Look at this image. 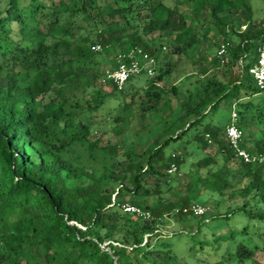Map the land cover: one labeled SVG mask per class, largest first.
Listing matches in <instances>:
<instances>
[{
    "label": "trees",
    "instance_id": "16d2710c",
    "mask_svg": "<svg viewBox=\"0 0 264 264\" xmlns=\"http://www.w3.org/2000/svg\"><path fill=\"white\" fill-rule=\"evenodd\" d=\"M251 1L6 0L0 9V264H176L181 256L170 240L182 235L189 247L219 250L213 264L253 262L255 251L264 249L259 239L264 237V160L235 157L225 138L232 110L225 125L204 121L222 101L235 100L231 106L242 131L240 146L264 156V88L247 73L264 43V18H254ZM181 3L190 4L189 21ZM106 17L110 21L103 26ZM78 19L92 22L79 38L73 31ZM211 25L222 36L220 43H228L223 63L216 53L212 58L221 72L208 77L203 68V78L188 77L186 86H160L176 63L163 60L167 46L147 34L171 36L166 42L171 52L188 56L201 38L207 39ZM96 43L100 51L91 48ZM129 47L155 58L154 73H143L144 83L130 89L125 84L118 89L108 79L113 89L104 91L98 80L106 74L97 54ZM169 93H181L169 118L147 132L127 134L125 125L135 107L141 117L165 112L172 107ZM112 96L118 100L111 112L114 121L125 124L121 152L118 144H103L95 133L102 123L96 113ZM92 113L91 123L83 121L82 115ZM251 122L258 134L245 135L244 126ZM150 135L152 141L138 152L136 143H145ZM184 137L206 155L193 163L187 194L165 201L161 194L170 181L168 170L171 164L179 169L186 159L174 152L166 155L165 149ZM231 161L237 162V171L231 170ZM231 174L240 180L233 184L227 178ZM203 191L218 197V206L226 199L236 201L230 211L202 223L228 220L238 211L249 220L194 241L182 230L163 239L158 230L163 216L173 212L178 223L186 222L195 215L184 208ZM152 195L157 199L150 206L145 199ZM123 202L150 211V219L123 212ZM104 242L109 250L101 247ZM219 242L225 244L222 251ZM232 244L235 248L229 250ZM158 253L173 262L159 260Z\"/></svg>",
    "mask_w": 264,
    "mask_h": 264
},
{
    "label": "rangeland",
    "instance_id": "374dc122",
    "mask_svg": "<svg viewBox=\"0 0 264 264\" xmlns=\"http://www.w3.org/2000/svg\"><path fill=\"white\" fill-rule=\"evenodd\" d=\"M175 0H165L167 4H173ZM183 1V0H182ZM6 0H0V9L3 7ZM252 8L255 11L254 18L261 19L264 18V0H252L251 1ZM180 7L182 8L183 14H185L189 21L190 19V4L181 3ZM117 19V17L115 18ZM119 25L128 28L126 23L123 19H118ZM110 21V18L106 17V21L103 26H106V23ZM210 22V21H209ZM208 22V23H209ZM211 23V22H210ZM88 24H92L91 21L84 22L81 19H78L75 22V27L73 29L74 34L77 38H79V34L85 32L84 27ZM212 30L207 34V39L201 38L199 42L196 44V47L189 50V55L187 56L184 53H172L170 46L166 43L171 39V36L161 35L160 31H154L152 33L147 34V38L152 39L158 45L159 43L166 45L165 51L168 50V53L165 54L163 60L169 61L171 63H176V66L172 67V70L169 74L162 80L159 81L158 84L163 86L164 88H168L173 84L186 86L188 83V77L190 80H194V78H203V74L201 73L203 68H206L207 71L205 76H212L214 74H218L220 71L219 67L213 66L212 58L217 52V46L219 45L220 41L222 40V36L219 34L217 27L212 26ZM242 26L241 28H244ZM125 31L124 33H126ZM118 35V33H116ZM120 51H115L114 49H110L108 53L99 52L97 54V58L100 61V68L104 74H106V79H99L98 82L101 84L102 89L106 92H109L113 89V86L108 82V74L112 73L115 69V65H117V54ZM204 56V57H203ZM194 61V62H193ZM236 71V67L234 68ZM229 75H227L228 77ZM226 77V78H227ZM145 74L140 73L134 75L129 81H127L124 85L126 89L139 87L145 81ZM105 81V82H104ZM168 96L171 99L172 107L165 112L157 111L153 113H148L145 117H141L140 110L135 107V112L131 119H129L126 125L120 121L115 122L113 115L115 113H111L114 111L113 107L117 104L118 100L115 96L110 97L103 109L99 110L96 113V118L101 119L102 123H100L97 127H95L97 134L101 135V141L103 144L110 143V144H118V149L121 152L122 146L120 144V138L125 136L124 133L122 134L123 127L127 126V134H134L137 131H144L147 132L148 129L154 128L162 124V122L170 117L171 110L176 111L178 100L181 96V93L178 95H174L169 93ZM233 103H232V102ZM224 100L222 101L218 107H216L209 115L204 118V121H210L212 124L217 125H225L230 118V112L235 100ZM112 110V111H110ZM235 110V109H234ZM95 116V113L84 114L82 115L83 121L86 123H91L92 118ZM112 122V123H111ZM264 125V123H263ZM181 126V125H180ZM142 127V128H141ZM244 134L253 133L258 134L259 127L251 122L248 125L244 126ZM175 133V129L172 131ZM121 135V136H120ZM151 136V135H150ZM186 138L184 137L179 142L171 143L165 149V154H169L171 152L181 154L182 156L185 155L186 159L181 163L180 168L176 169L173 172H168L170 175V181L162 186V198L165 201H178L182 197L187 194L185 184L193 179L192 170H193V163L199 157L206 155V152L201 148H197V143H186ZM152 141V136L148 141L143 143L141 141L136 143V150L138 152H142L144 147ZM251 143V142H250ZM213 152V151H212ZM89 163H93L94 160L85 156ZM231 170L237 171L238 166L237 162L231 161L229 163ZM233 184L239 181V176L237 174H231L227 177ZM157 199V195L149 196L145 199V203L148 205H154ZM218 197L211 195L208 191H203L202 195L199 196L194 203L200 204L206 208L205 214L201 216H194L191 217L186 222L177 221V216L173 212L171 214H165L161 221H159V228L163 239H166L167 236H171V234L175 231L182 230L184 233L189 234L192 241L197 240L200 236L204 233L207 236H211L215 230L217 232L227 230L228 227H241L245 222L249 219L246 216V213L243 211H238L231 214L228 220L225 219H212L209 222H204V220L212 218L218 212L224 213L226 211H230L231 208L235 206L236 198L226 199L222 201L221 205H217ZM142 203V205H145ZM200 224V225H199ZM199 226V231L197 230ZM192 233V234H191ZM183 237L175 236L173 237L170 242L172 248L180 254L181 257H177L176 264H213L215 260L219 259L220 253L219 250L216 253L213 249H209L210 247H205L204 250L198 249V244L192 245L189 247L188 242L186 241V235H182ZM205 238V236H203ZM194 239V240H193ZM260 240L264 241V237H259ZM221 243V242H219ZM220 251L225 248V244L221 243ZM193 246H196L198 251L195 254H192L188 251V249H192ZM235 246L232 244L229 246V250H233ZM159 260L169 261L170 263L173 262V259L167 257L163 253H158L154 255ZM210 262H209V261ZM208 261V262H207ZM142 262V261H141ZM249 264H264V249H257L255 251L253 262H249Z\"/></svg>",
    "mask_w": 264,
    "mask_h": 264
},
{
    "label": "built area",
    "instance_id": "2783aa9c",
    "mask_svg": "<svg viewBox=\"0 0 264 264\" xmlns=\"http://www.w3.org/2000/svg\"><path fill=\"white\" fill-rule=\"evenodd\" d=\"M228 43L221 42L217 49V56L220 63L224 62V55L227 50ZM94 51H100L101 45L96 43L91 46ZM164 48V47H163ZM117 65L112 73L108 74V78L113 82V84L120 89L126 81L140 73H145L146 75H152L154 73L155 58L139 47H129L124 51H120L117 54ZM247 73L253 78L256 86L260 89L264 88V43L258 47V54L256 62L247 69ZM237 112L232 108L231 121L225 128V138L227 144L233 149L235 157L243 160L244 162H256L264 160V156L261 154H250L246 149L240 146V141L242 138V131L236 124ZM205 138L209 144L212 143V139L208 133H205ZM176 170V165L171 164L169 172ZM114 204V195L112 196V203ZM123 212L133 214L135 216H140L145 220L150 219V211L144 210L138 205L123 202L119 205ZM184 211H191L195 216H201L205 214L206 208L197 203H190ZM102 248L109 250L107 242L101 245Z\"/></svg>",
    "mask_w": 264,
    "mask_h": 264
}]
</instances>
